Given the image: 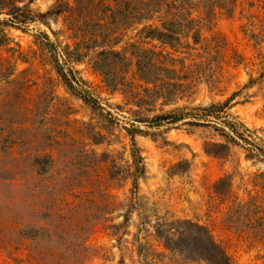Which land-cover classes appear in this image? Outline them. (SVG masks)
I'll list each match as a JSON object with an SVG mask.
<instances>
[{"label": "rangeland", "instance_id": "obj_1", "mask_svg": "<svg viewBox=\"0 0 264 264\" xmlns=\"http://www.w3.org/2000/svg\"><path fill=\"white\" fill-rule=\"evenodd\" d=\"M91 1L77 17L73 0H0V100L14 92L15 107L27 109L22 115L0 103V221L6 222L0 226L5 233L12 228L4 216L16 208L15 191L31 173L20 156L33 153L38 141V155L52 160H40L43 194L62 191L69 183L62 179L65 162L86 156L78 179L84 188L74 193L105 188L110 195L85 238L83 264H211L218 249L229 264H264V0H225L227 12L217 7L220 0H184L188 20L209 13L201 38L215 33L223 41L217 88L201 84L193 96L140 108L121 92L128 81L139 83L133 68L112 54L134 42L139 27H121L113 1ZM12 3L28 23L6 22ZM44 35L72 56L63 70H72L101 110L63 84L54 55L40 44ZM35 103V117L26 121ZM210 106L219 108L217 116L198 124L187 123L196 122L191 118L159 127L134 123L147 133H127L128 110L152 118L200 115ZM227 123L237 129L233 141L222 132ZM132 143L143 166L133 177ZM29 249L27 240L0 245V264H29Z\"/></svg>", "mask_w": 264, "mask_h": 264}, {"label": "trees", "instance_id": "obj_2", "mask_svg": "<svg viewBox=\"0 0 264 264\" xmlns=\"http://www.w3.org/2000/svg\"><path fill=\"white\" fill-rule=\"evenodd\" d=\"M73 1L75 6L71 10L77 17L86 12L92 3L91 0ZM111 1L114 2L112 8L116 10L115 13H117L121 27L129 26L131 23L139 27L134 42L125 45L126 49L120 52H112L114 56L120 57L122 67L133 68L136 80L139 82L128 81L123 86L121 92L126 102L140 108L151 105L155 99L169 103L193 96L201 84H205L209 89L217 88L218 81L215 72L219 67L216 56L217 54L219 56L223 41L215 33L211 34L208 39L201 38V31L210 28L209 13L203 12L199 19L188 20L189 14L185 9L184 0ZM219 3L217 7L227 12L225 0H220ZM57 9L61 11L59 6L56 7ZM22 10L13 3L9 4L7 8L9 19L6 22L14 26L28 23ZM189 38L192 42L188 41ZM40 44L54 55L58 76L68 90L91 109L101 110L102 108L97 106L96 101L89 96L87 91L79 86V80L72 70L67 69L68 73L63 70V65L69 64L73 59L72 56L65 49L58 52V48L51 44L45 35ZM157 47L158 52L155 51ZM59 54L63 57L62 63H60ZM14 99L16 95L11 92L2 98L0 103L5 101L10 106H14L15 113L20 111L21 106L18 104L15 107ZM36 106L35 103L33 109L28 110L29 117L31 111L36 110ZM21 110V114L24 115L27 109L22 108ZM198 110L202 112L200 115L190 116L189 113L177 111L156 115L152 118H143L139 111L128 110L132 123L127 133L129 136L147 133L140 130L134 123L159 127L162 124L173 125L191 118L196 122L187 123L198 124L202 119L217 116L219 108L210 106ZM33 118L30 117L26 121H32ZM227 125L228 131L222 130V132L228 140L233 141V138L238 135L237 129L233 124L227 123ZM1 142H4V138ZM33 143L36 147L34 152L20 156L24 164L28 162L31 173L21 178L23 183L21 188L17 189L18 195L15 191L14 199L18 198V202H15L16 208L14 204L10 206V209L7 208V216L4 217L12 228L5 233V227L0 226V245L4 249L19 240L29 241V264H83L89 255V249L84 244L85 238L98 219L102 217V212L108 206L106 200L110 198V195L103 192L105 188L82 192L83 194L79 195L74 193L75 189L84 188L78 183V179L82 174L83 160L86 156L80 155V159L72 157L69 162H65L62 179L69 183L62 186V191L59 189L54 191L51 188L48 193L43 194L40 190L41 185L37 183V179L45 173L39 168L40 160L46 159L48 162L52 160L48 155H38V143L40 142ZM19 145L24 144L21 142ZM252 147L254 152L256 149ZM131 158L132 172H129V176L133 177L134 174L143 172L141 158L133 143ZM133 189H136L135 185ZM0 223L6 222L0 221ZM211 264H229V259L223 251L218 249L217 256Z\"/></svg>", "mask_w": 264, "mask_h": 264}]
</instances>
